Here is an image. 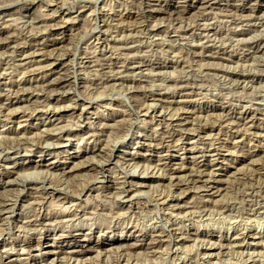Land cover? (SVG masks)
I'll return each mask as SVG.
<instances>
[{
    "label": "rangeland",
    "instance_id": "rangeland-1",
    "mask_svg": "<svg viewBox=\"0 0 264 264\" xmlns=\"http://www.w3.org/2000/svg\"><path fill=\"white\" fill-rule=\"evenodd\" d=\"M263 116L264 0H0V264H264Z\"/></svg>",
    "mask_w": 264,
    "mask_h": 264
},
{
    "label": "bare ground",
    "instance_id": "bare-ground-1",
    "mask_svg": "<svg viewBox=\"0 0 264 264\" xmlns=\"http://www.w3.org/2000/svg\"><path fill=\"white\" fill-rule=\"evenodd\" d=\"M239 6V5H238ZM9 40V39H8ZM42 59V58H41ZM264 117V116H263ZM92 162H93V160H92ZM27 172V171H26ZM177 172V171H176ZM33 174V173H32ZM174 177V176H173ZM28 178V177H27ZM99 179V178H98ZM83 192V191H82ZM126 193H127V191H126ZM12 194V193H11ZM13 202V201H12ZM0 210H1V208H0ZM5 211V210H4ZM29 212V211H28ZM8 218V217H7ZM19 224V223H18ZM39 226V225H38ZM58 235V234H57ZM136 235V234H135ZM76 236V235H75ZM239 237V236H238ZM78 238V237H77ZM81 239H83V238H81ZM78 240H80V237L78 238ZM216 245V244H215ZM179 246V245H178ZM208 246V245H207ZM240 251V250H239ZM69 252V251H68ZM130 256V255H129ZM213 256V255H212ZM57 259V258H56ZM192 259V258H191ZM128 260V259H127ZM250 260V259H249ZM130 261V260H129ZM79 262V261H78ZM187 262V261H186ZM177 263V262H176Z\"/></svg>",
    "mask_w": 264,
    "mask_h": 264
}]
</instances>
